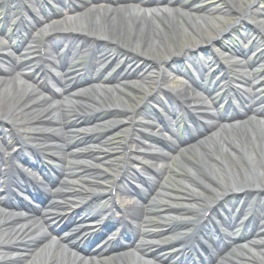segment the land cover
<instances>
[{"label":"bare ground","instance_id":"6f19581e","mask_svg":"<svg viewBox=\"0 0 264 264\" xmlns=\"http://www.w3.org/2000/svg\"><path fill=\"white\" fill-rule=\"evenodd\" d=\"M222 1L225 7L203 0H52L55 6L49 3L39 15L15 23L20 38L16 47L0 39V123L7 126L0 136V189L11 184L26 192L37 190V196L54 208L45 211L44 204L37 202L26 206L10 193L3 202L7 209L0 212V264H190L188 255L202 248L211 216L224 202L245 195L251 197L236 203L237 212L247 216L239 218L244 219V228L207 237L217 256L230 247V239L255 249L253 253L239 246L217 264H264V124L260 127L256 122L264 119V83L256 76V59L263 58L264 51L226 74L218 57L223 63L233 58L221 56L217 49L228 46L213 45L235 26L251 22L253 26L244 28L233 48L237 57L246 59L249 50L264 44V9L252 8L256 0ZM181 2L184 14L177 8ZM5 5L0 19L3 37L13 21L9 4ZM63 14L73 19L42 33L45 23ZM244 43L249 45L246 50L241 48ZM203 45L211 51L193 60L192 53ZM9 47L12 52L5 51ZM36 49L35 60L30 56ZM178 57L187 65L173 68L171 63ZM140 62L144 67H139ZM233 66L236 70L239 63ZM176 71L181 75L172 76ZM77 74L81 78H75ZM112 87L122 103L114 100ZM223 88L225 93L217 95ZM206 99L213 108L223 105V111L210 112ZM150 102L165 104L164 117L157 116L155 124L149 123L152 111L145 109ZM70 114L84 120L113 116L109 128L101 134L88 132L76 145H107L119 131L132 135L125 138L118 166L111 172L116 177L123 170L120 180L105 176V184L89 188V200L81 206L85 217L67 212L71 199L53 198L60 192L48 178L37 184L31 177L40 169L53 172L59 181L76 174L66 126ZM235 120L240 124L234 126ZM14 141L19 145L14 155L20 165L4 171L3 158ZM160 146L167 153L155 155ZM177 147L184 150L177 153ZM170 154H177V160ZM142 172L149 176L142 177ZM108 185L120 199L130 198L129 188L136 191L128 208H115L106 193ZM168 198L187 200L185 216L165 215L177 220L151 234H178L171 243L179 247L174 253H165L155 240L143 239L150 233V207L173 204ZM102 216L103 226L95 236L86 235L78 225L86 217L99 221ZM65 220L71 224L64 236L59 242L50 241V234ZM107 226H122L120 242L103 245L98 236ZM89 241L95 245L87 248Z\"/></svg>","mask_w":264,"mask_h":264},{"label":"rangeland","instance_id":"374dc122","mask_svg":"<svg viewBox=\"0 0 264 264\" xmlns=\"http://www.w3.org/2000/svg\"><path fill=\"white\" fill-rule=\"evenodd\" d=\"M7 1L10 0H0V19H2L4 12H5V4H7ZM257 1V2H256ZM253 5L252 8L253 9H264V0H256ZM48 4L51 3V0H47ZM203 2L205 4H209V5H215L217 7H225V3L222 0H203ZM47 3L42 2L40 3V5L35 6L32 3H27L28 5V11L30 9V11H39L40 8L45 7ZM183 2L179 3L177 5V8L180 10V12L182 14L185 13V9L182 7ZM10 13L13 17V21L11 22V26L7 27L6 30V34L5 37L0 36V39L2 42H4L7 45H11L13 47L17 46V43L20 41L19 36L17 35V32L15 30L14 27V23H16L22 16L24 18H27V8H23V9H12L10 10ZM72 16L68 15V14H64L61 17L58 18H53L50 23H48L47 25H44L42 28L45 29L42 31V33H46L48 28L50 26H52L53 24H57L60 25L61 23L63 24V20H67L70 21ZM3 24H0V28L2 27ZM253 23L251 22H246L243 25H237L234 27L233 31L229 34H226L225 36H221L220 38L218 37V39H216L213 43V45H215L216 47L214 48H218L221 45H227L228 48L232 47L235 43L238 42L239 40V36L241 33H243L245 31L244 28H249L252 27ZM251 36V35H250ZM254 39V37H251ZM105 45H102V47H104ZM246 47L249 48L248 44H242L241 48L242 49H246ZM6 51H10V47L5 49ZM218 51L219 48L217 49ZM264 50V44L260 45L259 48L256 49L257 51H262ZM35 51V50H33ZM37 51V50H36ZM32 52L30 58L32 57H37V53ZM208 51L207 46L203 45L198 51H195L192 53L191 57L193 60H196L198 56L204 55L206 54ZM211 49L208 51L210 52ZM213 51V50H212ZM11 52V51H10ZM213 53H218L217 51H214ZM221 53V52H219ZM254 52H250L249 56H251V54H253ZM222 55H226V52H223L221 54ZM29 57V56H28ZM218 57V56H217ZM36 60V58H35ZM183 58L178 57L177 59H175L171 65L173 68H181L185 65H187L186 63H184ZM218 63H222L223 61H221L220 57H218ZM244 62V61H243ZM169 64V62H168ZM139 67H144V63L140 62L139 63ZM258 70L263 71L264 66H259L257 68ZM212 70V69H211ZM195 77H197V73L192 70L191 71ZM224 72L228 73L231 72V70H226L224 69ZM179 72H173V75H179ZM256 76H258V78L264 82V73H257ZM75 78H81L80 74H77L75 76ZM218 78V77H217ZM27 83H30L28 80H24ZM136 81V80H134ZM166 85L168 87H172L173 86V82H170L169 79H166ZM110 91L113 92V97L114 100L118 103H122V98L119 97L118 95H116L114 93V89L113 87L110 88ZM225 89H221L217 92V95H222L224 94ZM199 96L201 97L203 94L200 92H198ZM208 101V99H206ZM143 105L142 101L140 102V106ZM134 105H132L131 107H133ZM210 106V104H209ZM211 107V106H210ZM134 109H136V107H133ZM146 110L150 109L153 113L152 118L149 119V123H156L157 122V118H156V113H159L160 115L164 116L165 114V104H160V103H154V102H150L149 105H147L145 107ZM222 111L223 108L222 106L215 107V108H210V112L216 111V110ZM116 115V114H114ZM113 118V116H109L107 114H103L101 115L100 118H94V119H89V120H84V119H79L78 117H75L74 115L70 114L67 118L66 121V126L69 128L70 133H69V142H70V151H71V158H73V161H75L76 165L78 166L75 170H77L76 174L74 176H70L67 175V177H63L64 179H66V184H62L60 187H58V190L60 191H68L66 194L64 195H59V198L67 200V199H71L68 200L69 201V209L67 212L71 213L77 210H80L79 214L85 216L86 213L82 212L81 210V206L83 203H86L89 198L87 197L88 193L90 192L89 188L94 187L95 184H99V183H103L105 184V181L107 179H105V176L108 177V179H111V181H117L119 180V178H121V174H119L118 176L114 177L111 172L118 166L117 165V157L120 155L121 151H122V146H123V142L126 139H129L132 135L128 132H116L112 137L113 139L111 140L110 143H108L107 145H105L104 143H102V145H96L93 142H89L87 144L84 143H79V145L75 144V141L81 137V136H85L88 132H93L96 134H100L103 132V130H105L107 127L109 128L112 124L109 123V121ZM7 132V126H5V123H0V136L5 135V133ZM16 139V138H15ZM175 143L176 142V139ZM1 142V140H0ZM18 144L16 141L13 142V144L9 147L10 149V154H7L5 156V158L3 159L4 161V165L2 167V169H4L6 167V164H10L11 162H15V164H19V162H17V160L14 157V154L17 150H18ZM129 149V145L125 144L124 145V150L127 152ZM164 148L161 149H157L154 153H159V154H164L165 152ZM173 158L175 159L174 161L177 160L178 156H173ZM29 160H32V158H30ZM180 160V159H178ZM45 163V162H44ZM47 164V163H45ZM83 166H86L83 168L82 172H81V168ZM5 170V169H4ZM30 172L32 170H29ZM123 171V170H122ZM37 180L39 182H42L44 177H43V171H38L37 172ZM141 176L144 177H148V173H140ZM177 178H179V176H177ZM52 186H57L56 182L50 181ZM132 184H134L135 186V182H132ZM137 187V186H136ZM110 188V189H109ZM16 189V188H15ZM17 190V189H16ZM130 191H133L132 188H130ZM130 197H132L131 199H134V194L133 192H130ZM111 192V187L110 185L107 186V191L106 193L109 194ZM19 194L21 195L22 199L26 198L27 201H29V203H32L31 197L29 196V194L25 193L24 191H19ZM249 197H251V195H245V196H238V197H233L231 199H229L226 203H223L222 208H226L228 210L229 205L234 206L236 202H238L239 200L237 198H239L240 200H243V202L247 201L249 199ZM131 199H119L116 197V206L119 209L124 210L126 207H128V203ZM166 200H171V203H158L156 206L154 207H150V210L148 212V219H150V222L148 223V230H150V233L146 236L143 237V239L146 240H155L157 241L159 244L164 246V252L165 253H173L176 251L177 247L175 248L174 245H172V240L177 238L178 234H170V235H166V236H162V237H157V236H152L151 231H154L156 229H163L166 225H168L169 223H172L174 221H176L177 219L175 218H169L165 215H170V214H176L178 216H180L181 218L185 216L184 211L182 212V209L187 208V206L185 205V203L187 202V200L185 199H172V198H168ZM82 201V202H80ZM130 205V204H129ZM235 208V207H233ZM47 211L51 210V208H46ZM220 213V212H219ZM222 214V213H221ZM243 211L242 213H237L236 215H240L246 217V215H243ZM239 216V217H240ZM103 217V216H102ZM102 217L99 218V220L101 221ZM89 220V218H87ZM244 219H242L243 221ZM100 221H96V223H93V227L91 228H86L84 229L85 233H89L92 234V231L97 229ZM157 221H159L157 223ZM79 226H82L81 223L78 224ZM113 229H115V226L112 227ZM61 235H64V232L57 234V230L53 233L50 234V240L53 242H58L60 241ZM111 237H113L114 235H110ZM154 238V239H153ZM115 241V240H111ZM245 245V244H244ZM248 248V247H247ZM231 249H234V246L231 247Z\"/></svg>","mask_w":264,"mask_h":264}]
</instances>
